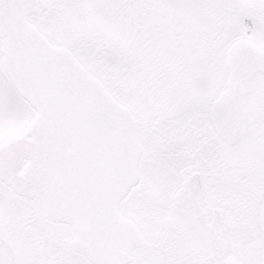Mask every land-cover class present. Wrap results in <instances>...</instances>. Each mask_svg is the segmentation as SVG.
Segmentation results:
<instances>
[{
  "label": "snow or ice",
  "instance_id": "6c2138e0",
  "mask_svg": "<svg viewBox=\"0 0 264 264\" xmlns=\"http://www.w3.org/2000/svg\"><path fill=\"white\" fill-rule=\"evenodd\" d=\"M0 264H264V0H0Z\"/></svg>",
  "mask_w": 264,
  "mask_h": 264
}]
</instances>
